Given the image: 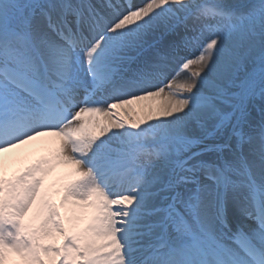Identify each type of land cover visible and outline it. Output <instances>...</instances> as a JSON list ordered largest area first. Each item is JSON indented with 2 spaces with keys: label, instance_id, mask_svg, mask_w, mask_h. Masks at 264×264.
Segmentation results:
<instances>
[{
  "label": "snow or ice",
  "instance_id": "6c2138e0",
  "mask_svg": "<svg viewBox=\"0 0 264 264\" xmlns=\"http://www.w3.org/2000/svg\"><path fill=\"white\" fill-rule=\"evenodd\" d=\"M0 264H264V0H0Z\"/></svg>",
  "mask_w": 264,
  "mask_h": 264
},
{
  "label": "bare ground",
  "instance_id": "6f19581e",
  "mask_svg": "<svg viewBox=\"0 0 264 264\" xmlns=\"http://www.w3.org/2000/svg\"><path fill=\"white\" fill-rule=\"evenodd\" d=\"M229 2H233V0H229ZM160 104H161V98H149L147 100L137 101L128 108V115H130L133 120H143V119L148 118L149 115H158L159 114L158 112L156 111L149 112V109L155 110ZM122 113L123 112H121V114ZM121 117H123V115H121ZM46 140L47 138H44L42 141L34 142V145L39 146L41 148L52 147L53 145L48 144ZM28 150H32V151L29 152ZM17 153L27 154L28 159L21 161V162H15V163L12 162L11 164H14V165L13 166L11 165L9 168H7V171L9 173L12 172V171L10 172L11 169L13 168L18 169L22 167L24 164L30 162L32 159H35L36 156L43 154L42 151L33 152V145H27L21 149L14 150V152L7 153L6 157L9 159V161H12ZM16 163H18V165H15ZM69 167H61V168L56 169L55 172H53L45 180V186L56 184V186L58 187L59 182H63L60 180L61 177L70 179L71 177H66V173L69 171ZM53 191H55V189H53ZM54 198L57 204H59L60 193H57ZM60 210H61L62 216L65 217L66 222L71 218V225L74 226L75 231H79L83 229L84 225L88 222L89 218L92 215V209L76 208L74 207V204L71 200L67 202L63 207H61ZM31 215L32 213L30 212L28 216L25 217L26 222L31 217ZM54 242L59 243V237H56Z\"/></svg>",
  "mask_w": 264,
  "mask_h": 264
},
{
  "label": "rangeland",
  "instance_id": "374dc122",
  "mask_svg": "<svg viewBox=\"0 0 264 264\" xmlns=\"http://www.w3.org/2000/svg\"><path fill=\"white\" fill-rule=\"evenodd\" d=\"M134 111H135V110H134ZM121 115H124V113H122ZM28 151L31 152L32 150H28ZM11 163H12V162L10 161V163H9V167H10L11 165H12V166L14 165V164H11ZM14 163H15V162H14ZM15 165H18V163H16ZM9 167H8V168H9ZM16 169H17V168H13V169L10 170V172H11V171L13 172V171L16 170ZM8 173H9V172H8ZM9 174H10V173H9Z\"/></svg>",
  "mask_w": 264,
  "mask_h": 264
}]
</instances>
